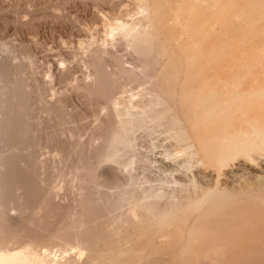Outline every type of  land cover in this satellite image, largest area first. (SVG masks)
<instances>
[{"label":"bare ground","instance_id":"bare-ground-1","mask_svg":"<svg viewBox=\"0 0 264 264\" xmlns=\"http://www.w3.org/2000/svg\"><path fill=\"white\" fill-rule=\"evenodd\" d=\"M141 1L144 2L146 9V1ZM194 2L198 3L196 0ZM212 2L216 4L214 0L209 1L211 6L203 2L208 6L207 10L210 9L209 7H213ZM198 4L200 5V3ZM202 5L198 7L203 8L202 11H204L205 6L202 7ZM112 20L109 24L105 23L107 24V35L111 37L119 35L120 42L129 48L127 51L131 50L146 58L150 48L152 49L149 40H153L147 29L142 31L139 29L140 26L136 29L134 28L136 26L126 25L124 22L127 23V21L122 22L121 19L116 24ZM103 36L105 35L103 34ZM112 38H116V36ZM95 44L96 42L93 45L89 44L88 59L84 58L86 64L92 65V73H89L91 79L86 82V95L113 92L119 87L121 81L137 83L136 88H139L140 84L143 86L136 92L130 88L133 94L125 95V90H123L124 95L121 97H113L114 95L109 97L107 106L104 104L106 106L103 110L104 120L102 122L99 120L100 123L97 120L98 125L94 124L97 125L98 137L96 135L94 137L92 134L87 143L71 140L74 146L68 153L63 154L58 143L60 142L59 135L52 136L49 130L48 134L44 130L43 133L46 136L44 135L43 139H36L38 144L39 140L43 141L36 145L35 149L41 150L43 144L46 147L51 146L54 157L52 156V160L31 161L34 168L30 172L24 171L22 157H20V141L28 133L25 131L26 129L22 130L17 126L22 113L21 101L26 96L27 85H24L25 88L21 83L9 85L6 69L9 67L16 69L19 64L7 65L2 58L0 59V264H173V261L171 263L169 259L182 258H185V264H264V214L252 226L243 223L244 217H240L242 221L234 222L239 217L237 219L234 217L236 219H233L234 221L231 220L233 214L231 210L235 206V196L231 194L233 190L231 192L220 191L219 188L214 198H211L207 205L201 208L199 203L205 197L198 203L199 189L193 175L188 177L187 181H183L171 173L167 175V172L162 176L149 177L150 173L148 172L152 170L153 164L149 163L151 161L147 160V156L144 158L138 153L140 149L136 139L138 131L151 135L156 132L157 128H162L170 138L181 141L190 139L192 144L200 143L206 138L205 134L204 138L202 137L201 133L204 132L195 129L199 125L198 122H194L195 115L190 116L191 114L189 115L186 110V106L190 102L189 97L192 95L187 90V86L178 87L173 82L176 77L173 79L171 77L163 78L160 75L153 76L152 78H155L151 79V74L148 77V72L151 71L149 67L152 64L145 59V63L150 64H148L149 67H146L148 70L144 69L147 64L143 66V69L141 68L142 64H145L142 61L140 67V64H135L136 67L122 65L119 66V69L116 68V71L111 72L107 68V60L105 62L109 50L104 48L103 43V45ZM108 44L110 45V43ZM197 45L194 46L196 49ZM86 54L84 53V57H87ZM211 59L213 60V58ZM31 61L33 60H30L29 63ZM137 66L142 71L145 70L147 74L146 72L145 74L140 73L139 68V71L136 69ZM21 68L19 67V69ZM29 68L33 69V66H29ZM156 69H154L153 75H155ZM160 72L162 71L160 70ZM195 75L198 77V72ZM237 81H239L238 78L233 80L238 83ZM194 89L192 88V90ZM211 89L206 93L201 89L199 93L201 91L203 95L206 94L205 98L206 96L210 98ZM196 91L198 92L197 88ZM207 92L208 94L211 92L210 95ZM195 100L194 102H196ZM220 101L223 99L218 102L220 103ZM209 102H211L210 106H214L213 99L206 104ZM215 104L218 105V103ZM179 105L182 110H179ZM196 110L198 111V108L195 109V112H197ZM180 112L186 118L181 117ZM215 112L216 109L213 113ZM210 113L212 114V111ZM219 113L216 114L217 117ZM222 114L220 117H223ZM99 115L101 114H98V118ZM196 116L198 118L199 115ZM196 121H200V119ZM185 122L190 124L193 131L192 136H187V128L185 130L182 128ZM40 123L42 124L41 121ZM195 123L198 125L195 126ZM239 129L236 130L239 132ZM72 130L68 126L59 129L61 134L70 137H73L72 134H76L78 131L75 129L76 132L73 133ZM237 131L235 134L238 133ZM211 133L212 131L209 134ZM207 139L204 140L207 141ZM208 142L213 145L214 141L209 140ZM204 150L203 153L208 156L210 164H220L225 156L221 147H217L215 150L205 147ZM182 151L188 153L189 148ZM192 154L190 157L195 156ZM187 155L189 157V154ZM55 160H58L59 164L62 161L63 165L67 167L66 169H72L63 172L61 171L63 169L59 170V167L57 170ZM187 165V169L189 167L191 169V165ZM154 167H157L155 163ZM66 173L69 174L68 177H66ZM199 188L202 189L200 186ZM208 195L210 196V194ZM57 196L62 197L56 200ZM200 196H204V193ZM263 198L257 197L254 200L262 206ZM205 200L208 199L205 198ZM202 203L204 202L202 201ZM200 208L202 210H199ZM226 208H230V212ZM193 211H198V214L191 221ZM213 218L215 222L219 223H214ZM220 222L223 223L222 227V223L219 225ZM228 222H231L232 226L230 224L229 226ZM213 223L216 225L215 227ZM217 223L219 227H217ZM27 230L34 234L33 243L15 247L14 243ZM248 234L250 235L247 236Z\"/></svg>","mask_w":264,"mask_h":264},{"label":"rangeland","instance_id":"rangeland-1","mask_svg":"<svg viewBox=\"0 0 264 264\" xmlns=\"http://www.w3.org/2000/svg\"><path fill=\"white\" fill-rule=\"evenodd\" d=\"M144 1L147 4L146 9L141 0H0V59L2 58L7 65L19 64L16 69L10 67L6 69L7 83L9 85L17 83H21L23 86L27 85V87L24 86V88L26 87V96L21 101L22 113L17 122L18 128L26 129L25 131L28 133L20 141V157H22L24 171L30 172L34 168L31 161L52 160L51 146L46 147L43 144L41 150L35 149V146L43 141L39 140L38 144L36 139H43L44 130L47 134L49 130L52 136L59 135L60 142L58 143L63 154L68 153L74 146L71 140L87 143L92 134L94 137L95 135L98 137L96 122L104 120L103 110L107 106L109 97L133 94L132 91L136 92L143 86L140 84L137 89V83L121 81L117 88L118 91L114 89L113 92L105 91L106 93L86 95V82L91 79L89 73H92V65L86 64L87 49L88 46L90 47L96 42L98 45L104 44V48L109 50L105 62L107 60L109 66H112L109 67L106 63L111 72L116 68L119 69V66L122 65L130 67L140 64V67L142 61L146 62L145 59L152 66L149 67L150 64L145 63L141 68L145 67V70H148L146 67L151 68V71L148 72V77L151 74V79L160 75L163 78L171 77L173 79L176 77L177 79L174 78L173 82L178 87L187 86V90L192 95L189 97L190 102L186 106V110L189 115L191 114L190 116L195 115L194 122L199 124L195 123V126L198 125L195 129L204 132H200L203 138L206 137L204 139L209 137L207 141L203 139L200 143L192 144L190 139L181 141L170 138L162 128H157L156 132L151 135L138 131L136 135V137L138 136L136 138L138 147L140 146L138 153L144 158L147 156V160L151 161L149 163L153 164L152 170L148 172L150 174L147 173V175L153 178L167 172V175L174 174L175 177L183 181H187V178L193 175L199 189L198 203L204 197L208 199L204 198L202 200L204 203L200 201L201 208H204L219 190L228 192L233 190L231 194L235 196V206L231 210V213L234 214H232L231 220H236L239 217L238 220H233L237 223L242 221L240 217H244L243 223L252 226L264 214V204L262 207L254 200L257 197H264V0H214L216 4L212 2L214 5L208 10L206 9L208 6L204 3L206 2L205 4L208 5L211 0L208 2L201 0L204 3L196 0L200 5L195 3V0ZM201 5L205 6L204 9L207 11H202L201 7L200 10L198 6ZM146 14L149 16H145ZM119 19L123 20L122 22L127 21V23L124 22L126 25L136 26L134 27L136 29L139 26L142 31L147 29V32L153 37V40H149L152 49L150 48L147 59L139 54L140 58L131 50L127 51L129 48L120 42L119 35H115L116 38L107 35V24L105 23L109 24L112 20L116 24L121 21ZM196 45L197 49L194 47ZM84 53H87V57H84ZM28 58L33 60L32 64L29 63ZM150 59L152 60L150 61ZM26 64H29L30 67L33 66V69ZM19 67L22 68L19 69ZM139 67L137 66L136 69L138 70ZM141 68H139L140 73L145 74L146 71H142ZM154 69H156L155 75H153ZM13 70L15 71L13 72ZM196 71L198 77L195 75ZM153 76L155 77L152 78ZM237 78L239 85L233 82ZM192 88L195 89L192 90ZM196 88L198 92H195ZM209 88L212 93L210 92V95L207 92L210 98L209 96L205 98L206 94L202 93L210 91ZM201 89L203 92L200 91V94L199 90ZM28 90L29 93H27ZM123 90H125L124 94ZM211 98L214 106H210L211 102H209V107L206 103L211 101ZM222 99L223 101L219 103L218 101ZM225 100L226 102H224ZM192 103L194 106H190ZM195 107L198 108L197 112H195ZM215 109L216 112L213 113ZM179 110H182L180 105ZM221 112L226 113L225 116ZM97 113L101 114L99 118ZM220 114L223 117H220ZM196 115H199L198 118ZM180 116L186 118L181 112ZM197 119L200 121H196ZM203 121L204 123H202ZM65 125L73 129V133L78 129L77 133L72 134L73 137L61 134L59 129L67 127ZM75 125L76 127H74ZM182 126L184 130L187 128V136L193 135L190 124L185 122ZM75 129L76 131H74ZM236 129H239V132ZM227 130L229 131L226 132ZM211 131L212 133L209 134ZM236 131L237 134H235ZM209 140L214 141L213 145L209 144ZM205 147L214 150L217 147L223 148L225 154L223 163L221 161L220 164H210L208 156L203 153ZM188 148V153L182 151L188 150ZM190 154L195 156L190 157ZM153 161L157 167L160 166L158 169L157 167L153 168ZM61 163L62 161L59 164V161L55 160L57 170L59 167V170L63 169L61 170L63 172L72 169H66L67 167ZM187 164L191 165V169L190 167L187 169ZM66 175V177L69 176L67 173ZM206 192L207 194H205ZM203 193L204 196H200ZM208 194L213 196L210 197ZM61 197L57 196L56 200ZM201 208L199 210H202ZM226 209L230 212V208ZM197 214L198 211H193L191 221L197 217ZM213 220L214 223L218 222H215L214 218ZM231 222H228V225L232 226ZM218 223L217 227L222 222L219 225ZM22 235L14 243L15 247L33 243V232L27 230ZM184 260L185 258L169 259L171 263L173 261V264H185Z\"/></svg>","mask_w":264,"mask_h":264}]
</instances>
